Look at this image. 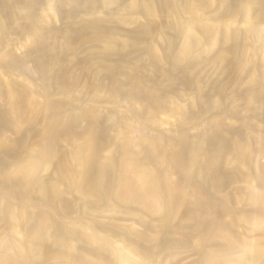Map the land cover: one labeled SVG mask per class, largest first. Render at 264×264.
<instances>
[{"label":"rangeland","instance_id":"rangeland-1","mask_svg":"<svg viewBox=\"0 0 264 264\" xmlns=\"http://www.w3.org/2000/svg\"><path fill=\"white\" fill-rule=\"evenodd\" d=\"M0 264H264V0H0Z\"/></svg>","mask_w":264,"mask_h":264}]
</instances>
